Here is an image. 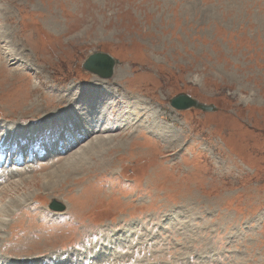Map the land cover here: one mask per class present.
I'll return each mask as SVG.
<instances>
[{
  "label": "rangeland",
  "instance_id": "rangeland-1",
  "mask_svg": "<svg viewBox=\"0 0 264 264\" xmlns=\"http://www.w3.org/2000/svg\"><path fill=\"white\" fill-rule=\"evenodd\" d=\"M2 218L0 264H264V0H0Z\"/></svg>",
  "mask_w": 264,
  "mask_h": 264
},
{
  "label": "bare ground",
  "instance_id": "bare-ground-1",
  "mask_svg": "<svg viewBox=\"0 0 264 264\" xmlns=\"http://www.w3.org/2000/svg\"><path fill=\"white\" fill-rule=\"evenodd\" d=\"M94 77V76H93ZM96 77V76H95ZM99 79V78H98ZM103 79H99V80H97V79H95L94 78V81H95V84L96 83H103V81H102ZM90 92V91H89ZM91 93V92H90ZM73 98V97H72ZM82 99V98H81ZM71 102V101H70ZM84 104V103H83ZM73 105H77L78 107H83V106H81V105H79V103H78V98H75V99H73ZM107 105H110V107L113 105V104H111V102H109V103H107ZM145 105V104H144ZM76 106V107H77ZM85 107V106H84ZM112 108H113V106H112ZM72 110V109H71ZM82 110H83V108H82ZM92 111H94V110H91V113L90 112H88L87 114H85V115H87L90 119L88 120V121H86V122H83V124L81 123V120H80V118H79V116H78V114H76V112L74 111V110H72V111H70L69 113H67V114H64V115H62V114H59L58 115V117H52L50 120H49V122L48 123H44L43 124V126L41 127V133H45L46 131H47V128H45V125H47L46 127H50V128H48V130H50L51 129V127L53 126V129H58V128H62L63 126L61 125V123H65V125H67L68 124V121L70 122V124L71 123H75L74 124V126H76V127H80V129H84L83 131L85 132V133H83V137H85V139L87 138V137H90V136H92L93 134H92V130L94 129V128H97V127H100V128H98V129H96L97 130V133H99L100 134V132H102V133H108V132H112L113 130V127H110L109 125L110 124H108V123H104V122H102V123H98L97 122V119H93L92 120ZM96 112V111H95ZM77 117H78V120H79V124H81V126H78V121H76V119H77ZM142 119V118H141ZM75 120V121H74ZM67 121V122H66ZM94 121H96L97 123H96V125L94 126ZM156 120H153L151 123H153V122H155ZM106 122V121H105ZM158 123H161V122H159V121H157ZM70 124H68L67 126L68 127H70ZM146 124V123H145ZM56 125H58V127H55ZM60 126H62V127H60ZM94 126V127H93ZM111 126H113V125H111ZM155 126V125H154ZM55 127V128H54ZM38 129V128H37ZM52 129V130H53ZM48 132V131H47ZM41 133H39V134H41ZM39 134H37V135H35L36 136V139L37 140H41V137H40V135ZM47 134V133H46ZM46 134H44L45 135V137H47L46 136ZM156 134H159V131H157V133ZM156 134H154V135H156ZM119 136H121V137H123L122 135H119L118 134V136L117 137H119ZM160 136H162V138H164V139H168L169 138V136H170V134L169 133H166V132H163V131H160ZM160 136H158L157 135V137H160ZM96 137V136H95ZM98 137V136H97ZM101 137V136H100ZM120 138V137H119ZM82 139V138H81ZM94 139H96V138H94ZM99 139V138H98ZM97 139V140H98ZM121 140V139H120ZM178 140V139H177ZM76 142H78V139H76L75 140ZM96 141V140H95ZM101 143H99L98 144V146L96 145V143H90L91 145H87L85 148H83L82 149V153L80 154H78L77 155V153H76V156L75 157H73V156H71V158H69L68 159V161H65V163L63 164V165H61V166H59L58 168V170L57 171H55V172H53V173H50V175L48 176V178H49V185L50 184H53L55 181L53 180V179H55V180H57V178H58V173L60 174V176L62 177V176H64L66 173H68V171L69 170H72V172H76V170H78V169H81L82 167H83V163H85V162H87L86 160V158H88V159H91L90 158V156L91 157H94V156H97L98 157V155H100V156H105L107 153H109L112 149H113V147L114 146H116L117 147V145H115V144H113V142H114V140H113V138H101ZM3 146H5V145H3ZM2 149V148H1ZM62 174V175H61ZM47 182H48V180H47ZM46 182V183H47ZM63 213V212H62ZM4 221V218H2L1 220H0V222L2 223ZM1 223H0V226H1Z\"/></svg>",
  "mask_w": 264,
  "mask_h": 264
},
{
  "label": "water",
  "instance_id": "water-1",
  "mask_svg": "<svg viewBox=\"0 0 264 264\" xmlns=\"http://www.w3.org/2000/svg\"><path fill=\"white\" fill-rule=\"evenodd\" d=\"M118 64V61L110 55L102 52H94L84 61L82 70L90 73L91 75L97 76L100 79L107 80L113 76L114 69ZM169 105L177 111L190 109L198 110L203 113H212L216 111V107L214 105L200 103L185 94H179L173 97L169 101ZM63 208L64 207L62 206L56 207L49 205V209L54 212H61L63 211Z\"/></svg>",
  "mask_w": 264,
  "mask_h": 264
}]
</instances>
